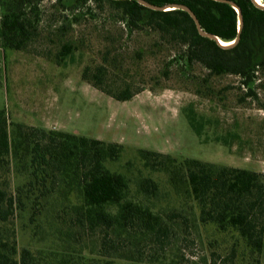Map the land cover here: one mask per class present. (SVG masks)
I'll list each match as a JSON object with an SVG mask.
<instances>
[{
  "label": "trees",
  "instance_id": "trees-1",
  "mask_svg": "<svg viewBox=\"0 0 264 264\" xmlns=\"http://www.w3.org/2000/svg\"><path fill=\"white\" fill-rule=\"evenodd\" d=\"M39 1L0 0V86L4 51L26 49L36 35L25 9L35 12ZM146 1L188 6L224 42L237 35L228 3ZM231 1L242 27L229 47L200 35L182 9L137 0H74L72 7L108 5L128 27L156 33L158 49H174L166 66L197 63L207 75L238 76L250 91L264 72V9ZM76 49L66 41L56 57ZM81 79L118 101L143 82L108 49L84 65ZM186 116L200 134L201 115L190 108ZM189 247L200 249L194 258ZM263 249V172L15 122L0 110V264H262Z\"/></svg>",
  "mask_w": 264,
  "mask_h": 264
},
{
  "label": "rangeland",
  "instance_id": "rangeland-1",
  "mask_svg": "<svg viewBox=\"0 0 264 264\" xmlns=\"http://www.w3.org/2000/svg\"><path fill=\"white\" fill-rule=\"evenodd\" d=\"M73 2L40 0L35 12L25 9L36 35L26 49L4 51L0 110L10 120L264 173V72L249 91L238 76L207 75L197 63L166 66L176 52L158 49L156 33L128 27L108 5L89 10ZM66 41L77 49L58 59ZM105 49L136 81L143 79L129 100L81 79L84 65L99 63ZM190 108L205 123L200 134L187 120ZM199 250L186 251L194 258Z\"/></svg>",
  "mask_w": 264,
  "mask_h": 264
},
{
  "label": "water",
  "instance_id": "water-1",
  "mask_svg": "<svg viewBox=\"0 0 264 264\" xmlns=\"http://www.w3.org/2000/svg\"><path fill=\"white\" fill-rule=\"evenodd\" d=\"M217 1L228 3L229 5H231L235 9V11L237 13V19H238L237 35L230 42H224V41L220 40L216 35L203 30L201 28L200 23H199L196 15L194 14V12L188 6H186L184 4L170 3V4L160 6V5L152 4L146 0H137V2L140 3L141 5H144L145 7H148L150 9H154V10H167V9L178 8V9H182V10L186 11L190 15L192 20L194 21L196 29L200 35L208 37L210 39H213L214 41H216L217 44H219L222 47H229V46L235 44L239 39V33H240V29L242 27V15H241L239 7L233 1H231V0H217ZM251 1L253 2V4L255 6L261 8V9H264V3L258 2L256 0H251Z\"/></svg>",
  "mask_w": 264,
  "mask_h": 264
},
{
  "label": "bare ground",
  "instance_id": "bare-ground-1",
  "mask_svg": "<svg viewBox=\"0 0 264 264\" xmlns=\"http://www.w3.org/2000/svg\"><path fill=\"white\" fill-rule=\"evenodd\" d=\"M256 1L261 2V0H256Z\"/></svg>",
  "mask_w": 264,
  "mask_h": 264
}]
</instances>
